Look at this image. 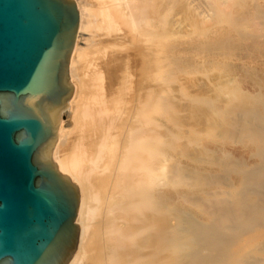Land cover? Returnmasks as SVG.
Listing matches in <instances>:
<instances>
[{
	"label": "bare ground",
	"instance_id": "bare-ground-1",
	"mask_svg": "<svg viewBox=\"0 0 264 264\" xmlns=\"http://www.w3.org/2000/svg\"><path fill=\"white\" fill-rule=\"evenodd\" d=\"M75 1L73 93L45 148L80 191L68 264H264V80L248 70L247 86L228 71L189 75L194 87L185 72L196 88L187 116L201 128L181 130L187 118L174 111L188 54L264 57V0ZM175 11L192 20L188 48L175 37ZM161 110L173 124L164 132ZM97 193L99 234L87 224Z\"/></svg>",
	"mask_w": 264,
	"mask_h": 264
},
{
	"label": "water",
	"instance_id": "water-1",
	"mask_svg": "<svg viewBox=\"0 0 264 264\" xmlns=\"http://www.w3.org/2000/svg\"><path fill=\"white\" fill-rule=\"evenodd\" d=\"M75 0H0V264H68L80 191L45 148L73 93Z\"/></svg>",
	"mask_w": 264,
	"mask_h": 264
},
{
	"label": "rangeland",
	"instance_id": "rangeland-1",
	"mask_svg": "<svg viewBox=\"0 0 264 264\" xmlns=\"http://www.w3.org/2000/svg\"><path fill=\"white\" fill-rule=\"evenodd\" d=\"M262 4H264V1H262ZM239 10H240V8H236L235 9V11H239ZM173 15L176 16V17L174 16V18L176 19L175 20L176 23H175V26H174V30L176 32L175 37L177 39L184 40V42H183V44L181 46L185 47V48H188V47L194 45L193 42H191V38L194 36L192 34V27H193L192 20L187 18L185 16L184 12H179V11H178V13L177 12L176 13L173 12ZM179 22H180L181 25L179 24ZM193 29H194V27H193ZM189 55H190V57L192 59L189 60V61L186 60L185 63L181 64L183 68L181 70L177 71V75H178L177 77L178 78L175 81V86H176L177 90L175 91L176 92L175 93L176 94V96H175L176 109H174V111H175L176 114L179 113V115L177 114L178 116H182L181 119L187 118V120L185 119V120H181L180 121L182 123H180L179 126H180V129L183 130V131H187V132L188 131L189 132L192 131V129L194 128L193 125L195 126V128H196V126H197L198 129L201 128L200 125L198 127L197 121L193 120L194 117L190 118V117H192V112H189V111H191V109L189 108V102H188L189 98L188 97L195 92L193 90V88L195 87L194 86L195 82L193 83V81H194L193 78L199 77L200 78L199 80H201L199 82H202L204 80L206 81L208 79L214 78V76H217L219 74L227 73V71H228V73L231 74L232 76H234L237 81L244 82V84L246 86L248 84H251V78L250 77H252V76H257V77H259V78L264 80V57L261 54H255V55H252V56H244V57L241 56V57H237V58H234V59H226L224 56L221 57V55H216V56L215 55H209L208 57H202V55H196L195 52H192V53L188 54V56ZM217 56H219V57H217ZM211 59L212 60L215 59V61H217V62L216 63H212V62H210ZM225 63H227V64L231 63V64H235V65H243L244 68H242L241 70H237V71H229V70H227V68L225 66L226 65ZM187 65H188L189 68L187 67ZM247 70L251 71L253 73V75L249 77ZM185 72H186L187 77L189 78V80L192 81L191 85L194 86V87L189 86L190 83H187V82H190V81H187L188 79L185 76L186 74H184ZM211 72L214 73V74L212 75ZM189 75H191L192 77L193 76H195V77L192 78ZM205 75H209L208 76L209 78L205 79V77H204ZM180 76H181V78H179ZM182 77H185V78H182ZM184 80H185V82H184ZM195 80L197 81L198 78L195 79ZM185 83H187L189 87H187L186 86L187 84H185ZM88 86L89 85L86 84L85 88H88ZM179 89L181 91H179ZM194 89H196V88H194ZM191 90H193L192 93H191ZM181 94H183V95H181ZM179 96L180 97L182 96V100L183 101L181 100V98H179ZM89 100L91 101V98ZM184 100H185V102H184ZM87 101H88V99H87ZM184 103H186V104H184ZM187 106H188V108L186 110ZM190 113H191V116H190ZM68 115H67V119H69V121H70L71 115L70 114H68ZM187 115H189L190 117L187 116ZM159 117H160V121H161V130L163 128V132L166 129H168V127H171L173 125L168 120V113L165 112V110H161V114H160ZM189 118L191 120H189ZM192 120H193L194 124H189L190 122L193 123ZM183 121H186V122L184 123ZM195 122H196V125H195ZM190 125H192V126L190 127ZM181 126H183V128ZM184 128H186V129H184ZM174 129L176 131H178V127H175ZM198 135L201 136V137H204L205 133H204V131L199 130V134ZM182 140L186 141L185 138H183ZM195 144H196V146H199L198 143L192 142V145H195ZM228 147L230 148V146H228ZM234 153L236 155H240V154H244L245 156H249L250 155L249 151H242L239 148V146L234 148ZM176 158L181 159L184 162L187 161L186 158H184V157H182L180 155H177ZM101 196H102V193L101 194L97 193L95 196H93L91 198L90 202H89L90 199L88 198V202H89L88 205H89V209L90 210H89L88 215H87V224H88L89 228L92 231H94L95 233H97V234H99L101 232V230H103V209H102L103 205H102V202L100 200ZM93 244H95V242Z\"/></svg>",
	"mask_w": 264,
	"mask_h": 264
}]
</instances>
